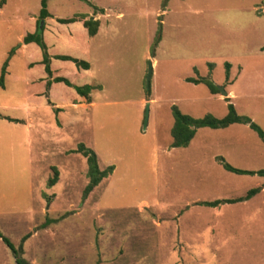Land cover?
<instances>
[{
  "label": "rangeland",
  "instance_id": "obj_1",
  "mask_svg": "<svg viewBox=\"0 0 264 264\" xmlns=\"http://www.w3.org/2000/svg\"><path fill=\"white\" fill-rule=\"evenodd\" d=\"M40 1L6 0L0 5V74L10 50L21 43L0 86V114L24 122L0 117V233L17 250L15 255L0 236V264H19L16 257L25 262L34 257L39 264H78L71 263L80 252L78 244H65L61 236L43 233L46 253L39 237L24 247L32 217L5 211L47 207V193H68L71 202L79 203L87 164L71 150L80 141L95 151L101 169L114 167L93 191L146 197L162 209L171 208L173 220L180 214L178 228L166 218L156 233L154 242L165 245L162 249L153 247L154 237L143 249L151 247L166 261L173 255L176 264H264V189L234 203H203L243 197L264 182L258 174L233 173L220 163L223 157L237 168L264 170V143L257 133L240 123L201 127L186 147H172L170 134L173 105L194 118L227 114L221 92L212 94L203 83L185 80L197 76H210L225 90L233 82L236 96L231 102L237 112L264 130V0H47L49 15L43 20ZM74 14L97 19V33L90 36L81 22L57 21ZM38 22L51 76L44 69L42 48L22 42ZM158 35L161 39L152 49ZM56 54L83 59L90 68H77L54 58ZM148 59L153 69L147 90ZM57 76L72 85H94L89 100L63 82L46 88V81ZM38 118L42 124L36 123ZM54 168L58 179L49 186ZM38 218L46 222L48 217L38 212L33 219ZM36 224L35 229H42L41 222ZM167 227L173 230L172 240H165ZM57 253L67 255V262L57 259Z\"/></svg>",
  "mask_w": 264,
  "mask_h": 264
},
{
  "label": "crops",
  "instance_id": "obj_2",
  "mask_svg": "<svg viewBox=\"0 0 264 264\" xmlns=\"http://www.w3.org/2000/svg\"><path fill=\"white\" fill-rule=\"evenodd\" d=\"M226 91V97H229L232 101L236 96L233 82L228 85ZM30 118L33 119L32 117ZM13 123L24 124L23 120ZM36 123L42 124L43 122L39 119ZM23 127L26 133H30L28 129L29 126ZM47 128V124L44 125V129L47 130ZM28 136L30 135L26 136L27 153L29 156V145H31V141H29ZM80 142L84 143L82 141ZM73 150L74 149H72L71 152H74ZM83 158L86 160L84 156ZM40 195L42 196V194ZM47 198L49 200L47 207L32 210L31 208H26L21 210L15 209L16 211L11 212L5 211L7 214L22 211L27 213V217H32V219H30V224L33 222L31 224L32 230L29 229V233L24 236V247L25 245L27 246L31 238L34 237L37 239V237H39L40 244L43 247L41 249L46 253L43 233H48L51 237H56V239L61 236L65 244H78L80 252L77 251L78 255L72 257L73 260L71 263L176 264V260H178L172 255V257L166 261L164 258H161V256L152 253L151 247L143 249V244L150 241L153 237V247H158V242H154V240L157 238L156 233L158 230L162 229L167 223L166 218L168 220L172 219L170 222L171 224L175 221L177 228L180 226V214H177V218H174L177 220H173L172 216L174 212L170 211L172 209L169 207L162 209L160 203L156 201L150 202L146 197L135 198L125 195H107L102 192L97 193L93 190L84 199L81 193V197L78 199L80 200L79 203L71 202L70 199H72V196L64 192L47 193ZM42 199H44L43 196ZM58 201H61V203L57 204ZM168 211L171 215L165 213ZM38 212L40 215L48 217L46 222L40 221V218L33 219V216L38 215ZM40 222V228H42L40 230L42 232L37 230ZM35 224L38 226L36 227L37 229L33 226ZM170 229L172 230V228L168 229L167 227L165 231V240H172L175 237L174 233L169 231ZM23 246L21 249L24 252ZM164 246L158 247V250L162 249ZM55 257H57V259L59 258L62 262H67L68 260L67 255L58 257L57 253ZM26 263L39 264L34 257Z\"/></svg>",
  "mask_w": 264,
  "mask_h": 264
},
{
  "label": "trees",
  "instance_id": "obj_3",
  "mask_svg": "<svg viewBox=\"0 0 264 264\" xmlns=\"http://www.w3.org/2000/svg\"><path fill=\"white\" fill-rule=\"evenodd\" d=\"M6 0H1L0 5H3ZM86 3L90 4L89 0H83ZM41 7L39 10V19L43 20L45 17L49 15V12L47 10V0H41L40 1ZM57 21L59 23H73V22H81L82 26L87 30L88 34L90 36H94L97 33L99 21L97 19L85 18V16H82L80 14L73 15L70 17H62L58 18ZM43 27L39 26V22L37 23V29L34 32L26 33L23 36L22 42L23 44H27L30 42H35L38 44L42 50V62L44 64L45 72L48 76H51L52 70L50 67V56L47 52L46 44L43 40ZM160 35H158L154 41L152 49L159 43L160 41ZM21 43H19L15 48L10 50L9 56L7 59L3 62L2 68H1V74H0V86L4 87V74L6 72V67L8 65V61L11 57V55L14 53V50L20 46ZM54 58L63 60V61H71L75 64L77 68H81L83 70H87L90 68L89 62L80 59L75 58L70 55L65 54H56ZM229 67L230 63H225V79L228 80L229 78ZM185 80L190 83L199 84L203 83L207 86L210 93L216 94L219 93L218 86L215 85L210 78V76H197V77H186ZM52 82H63L64 84L71 86L72 84L70 81L62 76L54 77L52 80L46 81V88L52 83ZM74 87L75 92L86 99V101L89 100V94L91 91L95 88L92 84H84V85H72ZM225 100L227 101V114L222 118H217L211 113L205 114L203 117L200 118H194L188 114H185L181 112V110L176 106H172V115H173V125L170 130V134L172 137L171 146L172 147H186L190 143V141L193 139V137L196 134V130L201 127H210L214 129L218 128H226L231 124L234 123H240V124H247L252 130H254L261 141L264 143V130L253 120L247 116V115H241L237 112L234 104L231 102L229 97H225ZM59 108H55L54 111H59ZM0 117L2 119H6L11 122H21V119L13 118L9 116H4L0 114ZM74 152L80 153L82 156L86 159L87 164V183L84 186L82 190V198L84 199L104 178L108 177L114 167L113 165H108L106 168L101 169L98 164V157L97 154L93 149L86 146L84 143H78L76 148L73 150ZM220 163L222 167L230 172L237 173V174H258L259 176L264 177V170H248V169H241L234 167L227 163L223 157L220 158ZM58 179V170L56 168L53 169V175L48 179V185L53 186ZM264 188V182L255 187L251 188L247 191V193L243 197L233 198V199H217L214 201H204L203 203L208 206H217L221 203H234L241 200H246L253 196L255 193L261 191V189ZM0 236L2 237L3 241L13 250V252L17 253V250L13 247V245L10 243V241L2 236L0 233ZM16 261L19 264H27L23 259L16 257Z\"/></svg>",
  "mask_w": 264,
  "mask_h": 264
},
{
  "label": "water",
  "instance_id": "obj_4",
  "mask_svg": "<svg viewBox=\"0 0 264 264\" xmlns=\"http://www.w3.org/2000/svg\"><path fill=\"white\" fill-rule=\"evenodd\" d=\"M153 69V63L151 59H148V68H147V74H146V88L149 89V83L151 78V73ZM219 91L222 93L224 97L227 96V91L225 90L224 86H218ZM149 117V102L145 104V112H144V127L147 125Z\"/></svg>",
  "mask_w": 264,
  "mask_h": 264
}]
</instances>
